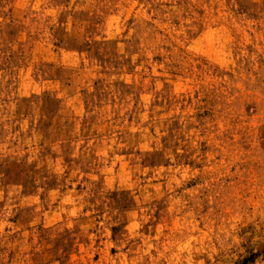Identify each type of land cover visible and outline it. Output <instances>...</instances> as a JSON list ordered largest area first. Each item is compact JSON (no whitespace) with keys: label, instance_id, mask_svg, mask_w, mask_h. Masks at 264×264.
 <instances>
[{"label":"rangeland","instance_id":"rangeland-1","mask_svg":"<svg viewBox=\"0 0 264 264\" xmlns=\"http://www.w3.org/2000/svg\"><path fill=\"white\" fill-rule=\"evenodd\" d=\"M0 264H264V0H0Z\"/></svg>","mask_w":264,"mask_h":264}]
</instances>
